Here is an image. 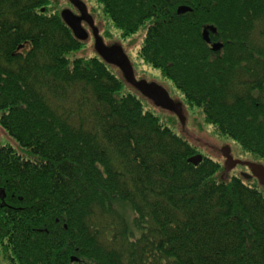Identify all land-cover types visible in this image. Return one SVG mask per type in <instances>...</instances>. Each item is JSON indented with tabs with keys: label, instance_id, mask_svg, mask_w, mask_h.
<instances>
[{
	"label": "trees",
	"instance_id": "16d2710c",
	"mask_svg": "<svg viewBox=\"0 0 264 264\" xmlns=\"http://www.w3.org/2000/svg\"><path fill=\"white\" fill-rule=\"evenodd\" d=\"M64 1L0 0L11 146L0 175L24 207L10 223L17 264H264V186L221 179L208 156L191 163L196 146L122 91L98 54L71 59L84 40ZM96 1L122 37L145 27L138 57L264 164V0Z\"/></svg>",
	"mask_w": 264,
	"mask_h": 264
},
{
	"label": "rangeland",
	"instance_id": "374dc122",
	"mask_svg": "<svg viewBox=\"0 0 264 264\" xmlns=\"http://www.w3.org/2000/svg\"><path fill=\"white\" fill-rule=\"evenodd\" d=\"M85 5L88 14L93 20V26L97 29V35L101 39L103 45L107 48L118 47L126 56L128 63L131 66L133 76L136 80H142L145 82H153L162 89H165L171 100L180 103L181 114H176L171 110L164 109L159 106L157 102L142 94L136 90L123 76L117 66L110 65V69L116 72L124 80V90L134 92L142 101L145 109L154 112L160 117V120L172 128L176 133L184 136L190 143L194 144L198 150L196 155H204L218 161L222 166V171L219 172L221 176L224 167V158L221 154V149L224 145H228L231 149V154L235 159H241L246 161L260 162L259 159L253 155L242 150L232 139L225 136H220L211 124L207 123L204 118L200 107L188 106L183 99L182 94L173 86L171 81L161 75L157 68L145 63L140 57H138V50L143 40L145 33V27H140L135 33L121 36V31L116 28L111 21L104 15L102 6L96 0H81ZM68 5L64 0H57L54 5L55 9H61V7ZM70 7V5H69ZM68 8L73 13L79 12ZM88 25V24H87ZM82 23V27L87 31V36L84 40L82 48L70 54V58L74 57H90L93 55H99L95 48V36L92 28ZM114 65V64H112ZM242 173H248V169L243 165L238 164L228 175L242 176ZM252 182H256V179H250ZM73 261V260H72Z\"/></svg>",
	"mask_w": 264,
	"mask_h": 264
},
{
	"label": "water",
	"instance_id": "95a60500",
	"mask_svg": "<svg viewBox=\"0 0 264 264\" xmlns=\"http://www.w3.org/2000/svg\"><path fill=\"white\" fill-rule=\"evenodd\" d=\"M77 9V14L73 13L70 9L64 8L61 10L60 15L63 21L71 28L76 38L85 40L87 36V31L82 27V23L88 24L95 36V48L99 53V56L107 62L109 65L118 68L121 71L127 81L133 86L136 90L141 92L144 95L154 99L157 104L164 109L171 110L176 114H181L180 112V103L175 102L170 99L167 91L162 89L153 82H145L142 80H136L133 76L132 69L126 56L123 54L120 48L118 47H105L101 39L97 35V29L93 26V20L91 19L88 11L86 10L85 5L81 0H67ZM186 7H179L177 13H183L187 11ZM87 25V26H88ZM216 29L213 26H208L202 32V38L205 42L210 43V47L213 51H217L222 47L221 42H211L209 38V32L214 33ZM114 64V65H112ZM116 65V66H115ZM121 77V76H120ZM122 78V77H121ZM123 79V78H122ZM124 81V80H123ZM221 154L224 158V167L221 174V179L227 178V173L231 171L238 164L246 166L249 169V173H242L244 179L255 178L259 185L264 186V164L260 162L252 161H241L235 159L231 154V149L228 145H224L221 149ZM201 159V155H194L189 158V161L193 164H197ZM72 260H76L75 257H72Z\"/></svg>",
	"mask_w": 264,
	"mask_h": 264
},
{
	"label": "flooded vegetation",
	"instance_id": "af4514ba",
	"mask_svg": "<svg viewBox=\"0 0 264 264\" xmlns=\"http://www.w3.org/2000/svg\"><path fill=\"white\" fill-rule=\"evenodd\" d=\"M70 6L77 11L72 4H70ZM10 147V142L4 133L3 128L0 126V150L2 149L6 158H8V151ZM246 169L248 168L246 167ZM249 172L250 171L248 169V173ZM17 200H21V197L16 196L13 192H10L8 177L4 172H2L0 175V264H17L14 255L11 253L12 244L9 238L11 218L16 214L21 218L22 213H24V207L19 205ZM56 221L57 220H55V222ZM37 229L38 228L33 230L36 231ZM43 230L47 232L46 229H38V231Z\"/></svg>",
	"mask_w": 264,
	"mask_h": 264
},
{
	"label": "bare ground",
	"instance_id": "6f19581e",
	"mask_svg": "<svg viewBox=\"0 0 264 264\" xmlns=\"http://www.w3.org/2000/svg\"><path fill=\"white\" fill-rule=\"evenodd\" d=\"M221 49V48H220ZM218 51V50H217Z\"/></svg>",
	"mask_w": 264,
	"mask_h": 264
}]
</instances>
